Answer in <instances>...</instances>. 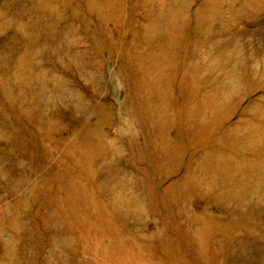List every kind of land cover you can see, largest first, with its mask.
<instances>
[{"label":"rangeland","instance_id":"374dc122","mask_svg":"<svg viewBox=\"0 0 264 264\" xmlns=\"http://www.w3.org/2000/svg\"><path fill=\"white\" fill-rule=\"evenodd\" d=\"M0 264H264V0H0Z\"/></svg>","mask_w":264,"mask_h":264}]
</instances>
